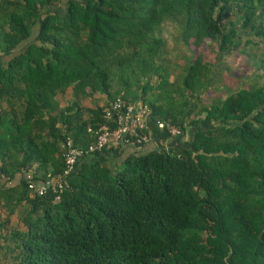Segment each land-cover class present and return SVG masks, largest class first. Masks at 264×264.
<instances>
[{
  "label": "trees",
  "instance_id": "trees-1",
  "mask_svg": "<svg viewBox=\"0 0 264 264\" xmlns=\"http://www.w3.org/2000/svg\"><path fill=\"white\" fill-rule=\"evenodd\" d=\"M165 24L190 52L182 66ZM256 39L264 0H0V260L264 264V85L202 100L216 81L205 51ZM117 97L149 105L156 149L133 146L115 170L102 161L122 148L80 156L58 201L29 189L27 174L62 172L68 140L95 142ZM158 122L179 130L178 148L159 144Z\"/></svg>",
  "mask_w": 264,
  "mask_h": 264
},
{
  "label": "built area",
  "instance_id": "built-area-1",
  "mask_svg": "<svg viewBox=\"0 0 264 264\" xmlns=\"http://www.w3.org/2000/svg\"><path fill=\"white\" fill-rule=\"evenodd\" d=\"M151 109L149 105L132 103L122 97L115 98L105 109V117L108 123L100 126L94 143L88 145L85 150L74 147L70 140L65 143L64 159L65 166L61 173L45 182L36 183L30 174L26 175L28 188L36 191L37 194H45L50 187L57 194L58 201L60 194L71 174L75 171L77 159L83 155H93L103 151H114L124 146H140L151 143V138L146 133L147 117ZM159 128L166 127L170 134L167 141H160L159 144L166 148L171 140L179 136V130L170 124L158 122Z\"/></svg>",
  "mask_w": 264,
  "mask_h": 264
},
{
  "label": "rangeland",
  "instance_id": "rangeland-1",
  "mask_svg": "<svg viewBox=\"0 0 264 264\" xmlns=\"http://www.w3.org/2000/svg\"><path fill=\"white\" fill-rule=\"evenodd\" d=\"M173 33L174 28L171 24H165L161 29V37L166 41V57L171 60L172 63L182 66L184 61L180 56H190V52L182 46L177 47L175 45L173 41ZM255 41V45L245 46L244 53L236 50L221 55L215 45H213L212 48H208L207 52L205 51L204 56H206V59L213 66L216 81L213 84V88L203 95V102L217 97L224 98L234 90L243 88L248 89L251 86L264 85V40L256 39ZM176 47L178 51H176ZM246 53H249L251 57L247 58ZM168 69L171 72V81L182 72L174 65H171ZM70 91L71 89H68L64 96L65 98H69ZM96 96L99 99L101 98L100 94H97ZM63 102L62 104H65ZM86 103L88 104V102ZM175 137H178V135ZM185 139L188 140V135H184L182 140L185 141ZM176 143H180L179 140H177ZM9 220L8 228H22V225L18 222L15 215L10 216ZM3 253L4 251H1L0 255H3ZM2 261L4 260L1 259L0 264H4Z\"/></svg>",
  "mask_w": 264,
  "mask_h": 264
},
{
  "label": "crops",
  "instance_id": "crops-1",
  "mask_svg": "<svg viewBox=\"0 0 264 264\" xmlns=\"http://www.w3.org/2000/svg\"><path fill=\"white\" fill-rule=\"evenodd\" d=\"M71 92V91H70ZM179 136L174 138L173 140L170 141V143H168V145H166L167 149H173V148H178L180 143H176L177 140H179ZM180 142V140H179ZM169 145L170 148H169ZM156 149V146L154 145V143H148L146 145H144V147H142V151L143 152H148L151 150ZM135 149H133L132 146H126L124 148H122L120 150V153L118 155H113V154H108V155H104V160L102 161V163L104 165L109 166L110 168H113V170L118 169V167L124 162L125 159L128 158V156H130V154L134 151Z\"/></svg>",
  "mask_w": 264,
  "mask_h": 264
}]
</instances>
